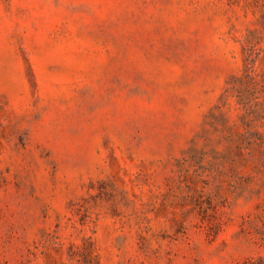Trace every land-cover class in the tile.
<instances>
[{"label": "rangeland", "instance_id": "1", "mask_svg": "<svg viewBox=\"0 0 264 264\" xmlns=\"http://www.w3.org/2000/svg\"><path fill=\"white\" fill-rule=\"evenodd\" d=\"M0 264H264V0H0Z\"/></svg>", "mask_w": 264, "mask_h": 264}]
</instances>
